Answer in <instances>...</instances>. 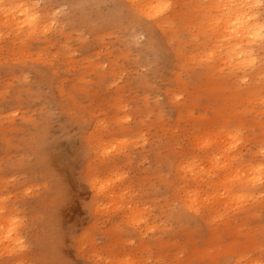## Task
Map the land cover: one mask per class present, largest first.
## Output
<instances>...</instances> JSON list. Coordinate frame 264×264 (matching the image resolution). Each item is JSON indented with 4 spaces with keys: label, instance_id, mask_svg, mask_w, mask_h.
I'll return each mask as SVG.
<instances>
[{
    "label": "rangeland",
    "instance_id": "1",
    "mask_svg": "<svg viewBox=\"0 0 264 264\" xmlns=\"http://www.w3.org/2000/svg\"><path fill=\"white\" fill-rule=\"evenodd\" d=\"M24 1L42 30L0 23V264H264V174L233 204L210 200L221 144L196 141L232 130L231 169L264 162V75L246 97L226 69L213 96L194 26L177 27L178 64L157 27L159 45L129 26L127 0ZM168 1L188 20L210 0Z\"/></svg>",
    "mask_w": 264,
    "mask_h": 264
},
{
    "label": "bare ground",
    "instance_id": "2",
    "mask_svg": "<svg viewBox=\"0 0 264 264\" xmlns=\"http://www.w3.org/2000/svg\"><path fill=\"white\" fill-rule=\"evenodd\" d=\"M5 1L6 0H0V23L2 25H4L8 29L12 28L11 29L12 31L16 30L18 32H21L23 29V26H25L28 29L31 28V31L29 30V34H30V32H33L36 28H39V30H42V29H40V27H38L39 25L41 27L43 25L42 24L43 20L40 21V18L42 17V15H41V17L39 16L40 14H38L39 11L37 9H36V11L34 10L35 12L38 11V13H36V14L32 13L31 11L29 12V6L30 5L28 4V0H26L28 6L26 5L24 0H23L24 2H20L21 0H18L19 2H17L16 4H14V2H10V4H8V7L4 6V4H2ZM127 1L129 4L128 11L130 12V15H131V16H128L129 13L128 14L126 13L128 18H129V22H130L129 24H131L129 26H136V28L139 27L141 29H144L145 31H143V32H148L147 34L150 36V39L154 38V36H153L154 30L153 29H154V27H157L159 29V31H161L163 34V38H164L163 40H165L168 43V45H170L171 49L174 52L175 58L177 57L176 59L174 58L175 61H177L179 59L178 64L182 63V59L184 58V54H183L184 51H182V49H181L182 43L180 40H178L177 33H175L177 31V27L178 28L183 27L184 24H186V26H188V25L194 26V30H196V34H197L196 39L194 38L195 46H196V48H199L198 45H200V47H202L201 52H203L205 57L204 56L200 57L199 52L193 53L190 56L192 59H196L197 57H199L200 60H202L200 67L198 66L199 67L198 68L199 70L197 71L198 73L195 70L192 72V74H195L194 72H196V75L198 74L197 78L199 76H202V75L205 76L206 81L204 79L205 84L203 86L205 88H212L215 92V94H213V96H218L216 94V92L222 91L224 88V84H226V81L222 80L217 75L218 73H224L226 71V69L228 70V73H229L228 78L229 79L233 78L236 84L238 82H241L243 84H246V83L248 84V85L241 87V89L245 90L246 97H247V95H250V96L256 95L257 89L259 87L258 86L259 80L251 82V83H249L248 80L251 77H253L255 79L259 78L261 80L263 75H264V0H210L205 5H199V7L196 9L197 12L199 13L200 17L195 16L194 18H189L188 20H182L180 13L177 12L175 9H173L172 6H170L171 3L168 0H127ZM32 2L34 4L35 1H32ZM33 4H31V6ZM35 4H36V2H35ZM33 9H35V8H32V10ZM115 10H116V8H115ZM43 16H45V15H43ZM119 21H121V20H119ZM136 28H134V30ZM139 28H137V29H139ZM32 29H33V31H32ZM36 31H38V29H36ZM129 33H131V32L129 31ZM17 34H19V33H17ZM26 35H28V34H26ZM129 39H130V37H129ZM149 41H151V40H149ZM152 41L154 42L155 38H154V40L152 39ZM156 42H157L156 45H159L158 44L159 41H155V43ZM127 43L129 44L130 42H127ZM146 43L149 44L148 41ZM153 44L151 43V45H153ZM147 46L150 47V45H147ZM153 48L155 50L157 48V46H156V48L155 47H153ZM151 50H152V47H151ZM174 65H176V64L173 63V66ZM249 72H250V74H249ZM174 73H176V72H173V74ZM239 73H241V75H239ZM176 75H178V74H176ZM222 77H223V75H222ZM234 77H236V78H234ZM199 78H201V77H199ZM202 78H203V76H202ZM224 79H225V77H224ZM227 89H228V87H227ZM214 99L216 100V98H214ZM180 105L185 106L184 104H180ZM183 106L182 107L180 106L181 110L184 109ZM179 111H180V109H178V112ZM207 133L208 132H206V135H207ZM222 133H223L222 130H219V131H216L215 133H213V135L211 137L208 136L209 139H212V142L211 141L207 142L209 140L207 137L206 138L208 140H206L205 138L201 139L198 137L197 138L198 140H196V141H200L199 142L200 145H201V143H204V145H206V144L208 145L211 143L213 146H216V147L218 146L217 149H219L220 144H221V147H220L221 150L218 151L219 158L222 157L221 162L218 163V159L216 158L217 154L213 155V156L211 155V157L209 156L210 158H207V159H209L210 161L209 160H207V161L209 163L211 162L213 165V166L210 165L209 167L212 166V168H214L215 167L214 165L219 164L220 167L222 168L221 171H223L225 169L223 173H225V171H228V169H230V171L226 172V174H224V175H223V173H220L222 176L216 177L218 179V180H216L217 184L214 182L215 179L208 178L209 176L207 177V179H204V180L206 182H208V180H209L207 185H209L210 187L213 185H215L214 187L220 186L219 189L215 193H212V196L209 195L211 197L210 200L213 199L214 201H220L222 198H225V200H228L230 204H233V203H231V202H233L232 199H235V198L237 199V198L241 197V195L237 196V197L233 196L232 194L234 193V191L240 192L239 189H243V188L253 191L258 187L260 178L261 179L264 178V177L262 178V175H261V174H264V162H257L256 166H254V164H253V166L250 165L252 167L248 166V168L250 167V169L244 168V170H247V171H244L242 168H241L242 171L237 170V167H235V169L233 168L234 170H232L231 168L234 167L233 164L238 165L242 162V160H240V155H239L240 152L235 151L234 155H233V153L231 154V157H230V155H228L229 157H227V155H224L225 154L224 152L229 151L228 150L229 147H225V146L230 145V143H229L230 141L233 145H235L234 141L236 142L237 138H236L235 133L232 130L227 131L225 134H222ZM208 134H211V133H208ZM228 135H229V137H228ZM195 136H198V135L195 134ZM227 138H229V139H227ZM223 142H226V143L222 144ZM213 150H215V148H213ZM226 154H228V152ZM263 158H264V154H263ZM215 159H217V160H215ZM262 161H264V159H262ZM184 163L185 162H183V164ZM190 163H194V162L191 161V162H189V164ZM185 164H187V163H185ZM189 164H188V167H187V165H186V167H182V166H185L182 164H180V166H178L179 164L177 165L180 169H182V172L185 169V171L182 173L183 175L181 174V176H183L184 178H186L188 176H191V177L193 176L192 178H194L196 180V178L200 174V172L205 174L204 169H202L200 166H199L201 168L200 170H203V171L198 172L199 170H197V169H199V167L197 165L194 164L195 166L198 167V168L196 167L197 169L195 168L197 171H194L195 166L194 165L189 166ZM178 167H177V171H178ZM212 168H210V170ZM218 170H219V168H218ZM196 172H198L199 174ZM207 172L209 173L210 171L207 170ZM193 174H196V175L198 174V175L196 176ZM210 174L211 173H209V175ZM206 175H208V174H206ZM218 176H220V175L218 174ZM200 177L201 176L199 175V178ZM203 178L204 177H202V179ZM199 180L201 181V179H199ZM204 180H202V181H204ZM204 184H206V183H204ZM97 186H99V185H97ZM235 186H237L239 189H235L234 188ZM210 189H213V188L211 187ZM193 197L195 198L196 196L194 195ZM193 200H195V199H193ZM188 201H189V199H188ZM225 202H227V201H225ZM236 202H237V200H236ZM234 203H235V201H234ZM234 205H236V204H234ZM259 207H260V205H259ZM2 219L3 218L0 217V232L3 231L2 230L3 229L2 223H6L8 218L7 219L5 218L3 220ZM9 222H10V219H9ZM7 224H8V226L12 225L11 222H10V224L9 223H7ZM8 226L4 225V227L6 229ZM13 226L11 227L12 229H14ZM15 227H16V225H15ZM11 228L9 227L10 231L13 232L11 230ZM5 232L3 231V233H5ZM3 233H1V234H3ZM1 234H0V236H2ZM10 236H12V235H10ZM10 236L7 237V235H6V236H2V238L7 237V239H8V238H10ZM17 246H19V244ZM1 247H3V246H1ZM9 252L10 251H8V253Z\"/></svg>",
    "mask_w": 264,
    "mask_h": 264
}]
</instances>
